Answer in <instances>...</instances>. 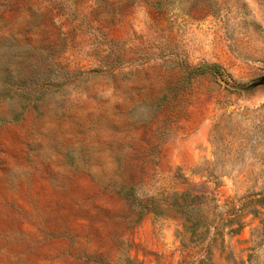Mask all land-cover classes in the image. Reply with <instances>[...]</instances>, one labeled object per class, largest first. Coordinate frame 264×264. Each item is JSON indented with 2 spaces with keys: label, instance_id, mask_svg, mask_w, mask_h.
Instances as JSON below:
<instances>
[{
  "label": "rangeland",
  "instance_id": "1",
  "mask_svg": "<svg viewBox=\"0 0 264 264\" xmlns=\"http://www.w3.org/2000/svg\"><path fill=\"white\" fill-rule=\"evenodd\" d=\"M189 190H264V0H0V264H264Z\"/></svg>",
  "mask_w": 264,
  "mask_h": 264
},
{
  "label": "trees",
  "instance_id": "2",
  "mask_svg": "<svg viewBox=\"0 0 264 264\" xmlns=\"http://www.w3.org/2000/svg\"><path fill=\"white\" fill-rule=\"evenodd\" d=\"M255 196L251 199L245 195L223 211V207H213L207 195H195L189 190L181 196L183 203H177L175 211L184 219L185 234L190 235L188 242L206 254L209 248L221 244L226 234H238L246 216H264V190Z\"/></svg>",
  "mask_w": 264,
  "mask_h": 264
}]
</instances>
